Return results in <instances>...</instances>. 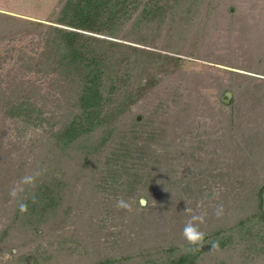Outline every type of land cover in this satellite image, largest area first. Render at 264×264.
I'll use <instances>...</instances> for the list:
<instances>
[{"label":"rangeland","instance_id":"1","mask_svg":"<svg viewBox=\"0 0 264 264\" xmlns=\"http://www.w3.org/2000/svg\"><path fill=\"white\" fill-rule=\"evenodd\" d=\"M59 2L0 0V89L5 91L1 99L16 83L12 82L14 74L23 85L29 79L26 90L33 83L41 85L33 96L38 103L44 102L43 95L49 99L46 107H54V99L60 97L59 90L50 85L61 80L56 73L44 77L34 68L22 66L33 62L46 37L45 28L26 20L51 24ZM192 2L187 0L172 12L178 13L176 20L167 15L158 36L153 37L156 47L123 41L182 59L181 68L171 67L170 73L166 67L168 75L162 71L157 92L150 99L142 97L119 124L130 133L132 114L146 113L143 126L132 124L135 128L130 134L141 140L146 133L149 143L144 146L158 154L162 177H149L147 169L140 170L134 163L133 170L111 180V185L107 182L106 189L100 183L101 175L92 172L93 163L62 162L70 188L58 216L45 223L38 235L19 224L12 228L8 240L19 248L12 250L14 259H5L7 245L0 252V264H17L23 259L32 264H52L53 259L63 264H92L146 245L166 246L183 239L187 207L196 214L206 213L205 223L199 225L203 232L232 224L255 209L256 192L264 183V0H203L188 13ZM1 13L15 19H5ZM199 25L202 33L198 38L194 31ZM149 33L142 31L143 35ZM183 38L188 46L196 39L193 55L187 45L177 51L181 55L170 52L178 50L177 41ZM138 53L139 60L133 65L143 61ZM1 108V143L11 151L0 161L10 177L0 185V228L13 215L9 190L32 171L33 162L38 161L34 157L39 150L38 136L48 126L16 127L10 119H3ZM148 178L154 180L151 186ZM214 189H222L219 200L212 197ZM145 195L149 196L143 205L147 209L137 208L136 202L146 200ZM121 197L132 203L133 211L115 207ZM218 204L224 207L219 219L214 215ZM203 264H264V260L244 247H234L206 257Z\"/></svg>","mask_w":264,"mask_h":264},{"label":"trees","instance_id":"2","mask_svg":"<svg viewBox=\"0 0 264 264\" xmlns=\"http://www.w3.org/2000/svg\"><path fill=\"white\" fill-rule=\"evenodd\" d=\"M186 1L60 0L52 19L49 20L51 24L26 20L39 29L45 28L46 37L42 38L44 41L42 50L31 59L33 62L22 63V66L25 69L34 68L44 77L56 73L61 80L49 84H53L52 86L59 90L60 97L54 99L56 101L54 107H46L49 106L46 104L49 99L43 95L41 100L44 102L38 103V99L33 96L39 90L37 87L40 88L41 85L33 83L26 90L24 85L31 82L27 79L23 85V81L18 79L16 74L12 76V82L16 83L12 88L8 87L9 95L2 99L0 97L4 120L10 119L16 127L28 124L40 127H43V124L48 125L42 131L43 134L38 136L39 150L34 153L38 161L33 162L32 167V171L38 168L46 171L37 180L35 189L26 188L23 194L31 196L34 193L39 203L33 205L29 200L27 214L18 211L17 202L11 203L14 206L11 208L13 210L11 220L3 223L4 226L0 228V252L4 251L7 245L9 253L18 247L11 245L8 240L12 237V228L18 224L28 232L32 231L38 235L45 223L58 216L70 188L65 175L66 167L60 164L68 159L82 161L83 165L93 163L95 166L92 172L99 173L100 183L105 184L107 182L113 184L111 180L121 179L136 165H139L140 170L147 169L150 172L149 177L154 178L158 175L162 177L158 167L162 162L158 159V154L144 146L149 140L146 133L142 134L141 140L140 137L134 138L131 135L135 128L132 124L142 127L146 121V113L141 111L132 114L131 130H128L131 134L122 131L119 124L125 115L131 113L142 97L148 95L147 98L150 99L157 92L162 71L165 70V74L168 75L171 73V67L181 68L182 59L123 41L156 47L153 42L158 36L157 30L168 18L167 15L172 20L179 18L177 12H172L179 10L180 5H185ZM202 1L193 0V5L189 6L186 12L195 11ZM1 16L9 20L15 19L13 15L7 13H1ZM197 28L199 29L194 31L196 32L194 37L197 35L199 38L202 30L200 25ZM142 31L150 33L143 35ZM194 41L196 39L192 38L193 45L189 43L188 46L183 38L177 41L178 50L170 52L181 55L177 51L182 47L187 48L183 46L187 45L192 49L190 54L193 55L196 46ZM138 52L142 54L143 61L140 60L137 65H133L139 60ZM20 77L23 79L21 75ZM2 94L5 95V91L1 90L0 96ZM58 111L60 114L56 115ZM47 113L50 114L48 117ZM139 116L143 118L142 121L139 120ZM1 135L0 161L3 163V156L10 155L11 150L2 147ZM2 163L0 185L10 178L8 168L3 167ZM147 164L153 169L149 167L148 169ZM20 174L22 172L17 176ZM152 178H148V185L154 181ZM105 184L104 187L107 189L108 184L107 186ZM263 193L264 183L256 192L255 209L232 224L205 231L204 245L195 253L187 251L189 245L184 239H180L166 246L146 245L137 248L133 253L108 256L92 264H203L206 257L234 247L236 249L244 247L247 253L264 260ZM144 197L149 202V196ZM139 201L136 202V207L147 209ZM213 241H219L218 251H213L210 244ZM29 261L23 259L17 264H32ZM52 261V264H63L54 259Z\"/></svg>","mask_w":264,"mask_h":264},{"label":"clouds","instance_id":"3","mask_svg":"<svg viewBox=\"0 0 264 264\" xmlns=\"http://www.w3.org/2000/svg\"><path fill=\"white\" fill-rule=\"evenodd\" d=\"M46 169L38 168L24 176H22L18 181L14 182L13 186L9 190V196L12 198L13 201L17 202L18 211L21 214H27L29 210V200L31 204L35 205L39 203L37 196L33 193L31 196L23 195L28 189H35L37 180L44 174ZM222 189H214L212 193V197L215 200H219L221 196ZM146 201L145 199L141 198V201ZM147 204V201H146ZM141 205V204H140ZM117 209H123L128 212L133 211L132 203L130 201H126L123 197L118 198L115 204ZM186 213L189 214V219L186 221L183 230L182 236L183 239L189 245L187 251L189 252H197L199 249L204 245L205 240V233L201 231L199 225L204 224L206 221V213L203 214H196L193 212V209L187 207ZM214 215L217 219L223 217L224 215V207L223 204H218L214 209ZM212 245L213 251H218L220 248L219 241L210 242ZM16 255L11 253H4L5 259H11L12 256Z\"/></svg>","mask_w":264,"mask_h":264},{"label":"water","instance_id":"4","mask_svg":"<svg viewBox=\"0 0 264 264\" xmlns=\"http://www.w3.org/2000/svg\"><path fill=\"white\" fill-rule=\"evenodd\" d=\"M229 94H230V93H229ZM141 204H142V205L146 204V201H143V200H142V201H141Z\"/></svg>","mask_w":264,"mask_h":264}]
</instances>
